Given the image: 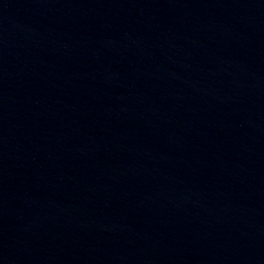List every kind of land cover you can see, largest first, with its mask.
<instances>
[{"label":"water","instance_id":"1","mask_svg":"<svg viewBox=\"0 0 264 264\" xmlns=\"http://www.w3.org/2000/svg\"><path fill=\"white\" fill-rule=\"evenodd\" d=\"M0 264H264V0H0Z\"/></svg>","mask_w":264,"mask_h":264}]
</instances>
